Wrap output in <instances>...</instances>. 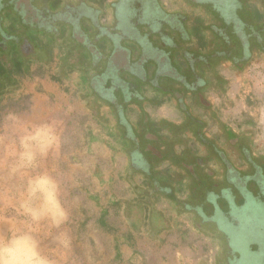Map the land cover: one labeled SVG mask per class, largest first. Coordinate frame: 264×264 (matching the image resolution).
<instances>
[{
	"label": "flooded vegetation",
	"instance_id": "obj_1",
	"mask_svg": "<svg viewBox=\"0 0 264 264\" xmlns=\"http://www.w3.org/2000/svg\"><path fill=\"white\" fill-rule=\"evenodd\" d=\"M16 2L0 0V57ZM98 2L88 29L71 16L66 32L80 42L69 66L89 109L115 121L112 147L127 160L134 196L125 201L131 231L168 230L169 210L216 244L214 264H264V154L251 121H230L218 72L264 58V0ZM109 11L112 23L100 24ZM56 25L44 32L59 37Z\"/></svg>",
	"mask_w": 264,
	"mask_h": 264
},
{
	"label": "rangeland",
	"instance_id": "obj_2",
	"mask_svg": "<svg viewBox=\"0 0 264 264\" xmlns=\"http://www.w3.org/2000/svg\"><path fill=\"white\" fill-rule=\"evenodd\" d=\"M218 72L230 121H251L247 125L254 130L248 133L264 154V58L256 54L243 72L228 64ZM76 102L34 100L33 160L16 159L14 137L0 135V264H120L113 238L131 230L125 201L134 197L127 160L112 147L117 134L112 115L93 112L84 99L79 109ZM184 217L190 229L170 235L173 243L184 238L181 246L189 248V256L173 243L165 248L148 229L130 241L131 248L151 264H214L216 244Z\"/></svg>",
	"mask_w": 264,
	"mask_h": 264
},
{
	"label": "crops",
	"instance_id": "obj_3",
	"mask_svg": "<svg viewBox=\"0 0 264 264\" xmlns=\"http://www.w3.org/2000/svg\"><path fill=\"white\" fill-rule=\"evenodd\" d=\"M16 4V14L6 12L2 24L9 39L0 57V135L14 137L18 151L15 158L23 161L34 159V125L38 126L34 124L35 99L56 97L70 102L76 98L75 105L80 109L83 83L77 69L69 66L80 37L76 43L70 40L66 30L70 28L71 16L76 18L78 29H88L90 18L96 19L101 7L98 0H17ZM111 16L109 11L106 20L101 17L100 24H111ZM52 23L57 24L61 32L59 37L44 32ZM14 37L15 41L11 40ZM248 128V131L254 130L253 126ZM166 218L168 230L157 234L156 240L165 242L168 248L173 243L170 234H176L177 230L188 231L190 227L183 221L184 216L176 218L174 214ZM108 224L113 229V224ZM137 238L131 230L113 238L117 241L114 258L118 263L151 264L141 250L131 248L130 241ZM179 240L174 239L173 244L179 246L184 257L189 256V248L181 246L184 238Z\"/></svg>",
	"mask_w": 264,
	"mask_h": 264
},
{
	"label": "trees",
	"instance_id": "obj_4",
	"mask_svg": "<svg viewBox=\"0 0 264 264\" xmlns=\"http://www.w3.org/2000/svg\"><path fill=\"white\" fill-rule=\"evenodd\" d=\"M198 34H199V32H198ZM200 36V35H199ZM104 221H101V223H103ZM104 224H108L107 222H105Z\"/></svg>",
	"mask_w": 264,
	"mask_h": 264
}]
</instances>
